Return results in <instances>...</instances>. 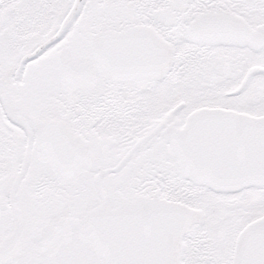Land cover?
<instances>
[{
	"label": "snow or ice",
	"instance_id": "6c2138e0",
	"mask_svg": "<svg viewBox=\"0 0 264 264\" xmlns=\"http://www.w3.org/2000/svg\"><path fill=\"white\" fill-rule=\"evenodd\" d=\"M0 264H264V0H0Z\"/></svg>",
	"mask_w": 264,
	"mask_h": 264
}]
</instances>
